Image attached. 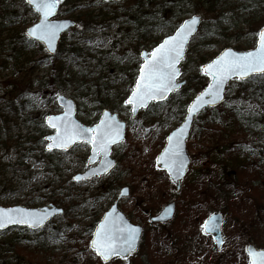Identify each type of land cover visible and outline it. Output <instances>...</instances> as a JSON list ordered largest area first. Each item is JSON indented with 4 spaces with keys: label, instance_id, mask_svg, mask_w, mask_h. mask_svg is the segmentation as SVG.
Returning <instances> with one entry per match:
<instances>
[{
    "label": "rangeland",
    "instance_id": "374dc122",
    "mask_svg": "<svg viewBox=\"0 0 264 264\" xmlns=\"http://www.w3.org/2000/svg\"><path fill=\"white\" fill-rule=\"evenodd\" d=\"M61 2L57 20L76 22V17L86 12L100 14L102 19L99 18L92 34H81L75 28L63 35L67 44L77 43L90 50L78 63L66 60L63 74L73 76V82L64 90L55 91L46 83L56 56L47 57L37 43L18 50L26 29L38 22L37 14L24 0H0V96L11 92V86L6 88L10 81L21 89L16 96L22 95L16 101L29 102L28 109L18 116L9 148L0 145V163L4 168L0 174V207L41 209L53 205L64 211L38 231L26 227L1 231L0 264H103L89 250V242L123 187L129 189V196L118 203V210L133 225L143 227L144 234L135 255L108 264H144L148 260L152 264H248L246 245L264 249V180H259L263 182L261 186L255 185L250 170L243 168L241 189L234 190L232 173L236 164L246 165V158L252 153L249 162L260 156L264 159V100L236 97L237 84L231 81L225 108L235 107L249 121L255 120L244 128L234 126L219 111H205L196 117L186 143L190 165L179 191L165 172L156 169L155 158L167 136L182 123L187 105L201 90L198 88L208 84L209 78L201 75V67L225 48L236 52L254 49L258 32L264 26L262 20L258 18L250 30L239 28L240 34L215 38L203 47L198 46V32L180 64L179 81L184 86L163 102H152L132 118L131 107L125 101L142 63L139 53H149L177 27L153 30L140 44L136 57L134 47L138 38L129 31L127 0L117 4L102 0ZM198 15L202 18V14ZM58 96L74 101L75 117L85 127L96 125L103 110L116 114L125 123L124 141L110 153L116 165L107 175L88 181L73 180L90 168V148L84 143L36 161L42 149L39 145V149L26 156L25 167L17 166L18 158L33 147L31 139L38 132L45 137L53 134L47 128L44 130L41 123L62 113L56 103ZM22 122H26L25 127L20 126ZM230 144L235 149L232 155L220 154L222 147ZM241 168L238 171L242 172ZM219 184H225L230 193L218 192ZM171 202L176 207L174 219L165 225L149 224V218ZM213 212L223 217L224 245L220 250L202 234V224Z\"/></svg>",
    "mask_w": 264,
    "mask_h": 264
},
{
    "label": "snow or ice",
    "instance_id": "6c2138e0",
    "mask_svg": "<svg viewBox=\"0 0 264 264\" xmlns=\"http://www.w3.org/2000/svg\"><path fill=\"white\" fill-rule=\"evenodd\" d=\"M41 15L40 23L29 29L27 36L47 41L49 49L53 46L57 34L66 27V24H55L49 21L60 0H27ZM199 23V18L193 16L189 21L180 25L174 36H170L163 41L151 53L145 55V63L141 66L139 77L131 96L125 102L133 105L132 111H136V106L147 107L149 99L162 100L167 93L178 87L175 82L179 75L176 64L179 63L187 43L188 37L195 31V25ZM202 71L212 77V81L207 88L196 96L191 105L188 106V116L184 125L168 137L169 147L158 157V162H163L170 173H176L177 179L182 173L185 163L182 151V137L191 120L192 115L198 112L205 105L215 104L223 99L222 93L224 85L230 76L238 79H245L253 74L264 75V29L258 33L257 47L254 51L246 53H234L225 51L211 64L204 66ZM62 100V98H60ZM71 109V102H68ZM108 117V113L104 114ZM67 113H65V117ZM65 117H48L49 124L57 129V134L47 139L53 143L48 145L49 150L53 147L64 148L77 139L84 140L92 145L93 157L98 154L107 156L109 145L116 142L120 135V125L114 118L102 120L94 128H82L74 122H69ZM58 121V123H53ZM95 134V135H92ZM89 161H92V158ZM111 166V162L104 161V171ZM95 174V172H94ZM75 179H80L75 177ZM126 191V190H125ZM44 216L37 213L27 212L24 209H0V229L9 224H26L29 227H36L42 223ZM215 225L206 228L205 232L215 231ZM139 229L121 223L117 226L115 222L105 218L100 228L97 229L96 239L92 240L93 250L107 259L111 255L122 256L130 254L134 248ZM250 257V264H264V251L257 252L254 249H247Z\"/></svg>",
    "mask_w": 264,
    "mask_h": 264
},
{
    "label": "trees",
    "instance_id": "16d2710c",
    "mask_svg": "<svg viewBox=\"0 0 264 264\" xmlns=\"http://www.w3.org/2000/svg\"><path fill=\"white\" fill-rule=\"evenodd\" d=\"M63 2H61V4H63ZM121 2L124 3L125 0ZM112 3L117 4L120 2ZM128 5L129 8H126L125 10L127 11L126 19L127 24L129 25V31L133 32V34L138 38V41L136 42L137 44L134 47V54L136 57L140 44L147 40L149 34L153 30L168 28L171 26L178 27L182 22L181 19L189 14H202L203 21L198 29L201 37L198 46L202 47L208 45L215 38L225 39L228 36L227 34H240L241 30L239 28H246L249 30L252 29L258 18L262 20V23H264V11H261L262 8H264V0H127L126 6ZM157 7L161 8L160 11L156 10ZM258 7L260 9L257 11ZM99 18L102 19L100 14L96 15V13L93 12L83 13L76 17V28L80 30L81 34H92L95 32V29L99 24ZM101 26L106 25L103 24ZM106 28L108 27L106 26ZM28 44H31V42L23 38L18 50L22 51ZM89 50L90 48L79 46L77 43L67 44L64 37H62L57 54L55 55L56 62L50 66L49 78L47 77L48 83L46 84H49L55 91H62L68 85L72 84L73 76L69 77V74L68 76L63 74V72H65L66 60H74L73 62L78 63V61H81V59L87 55V51ZM62 56H65L66 59L65 57L63 59ZM11 58L14 59L15 56ZM57 59L59 62H57ZM201 62V64H204L203 59ZM7 83L8 85L6 88L11 86V92L7 95L3 94L0 96V145L4 146L6 149L9 148L10 140L12 141L11 136L14 134L16 127H18V116L20 113L25 112L29 105V102L24 101L23 99L17 102L15 98L22 95L20 94L19 96H16L19 91L21 92V89H18L10 81ZM236 84V97H257L264 100V76L252 77L248 81L236 82ZM198 87L199 86L196 88ZM202 88L203 87H200L198 89L200 90ZM228 100V95H226L225 103ZM225 103L216 109H208L206 111H219L225 113L227 116L226 119L237 127L242 126L246 128L245 126H249L252 121L255 120L253 117L254 119L249 121L240 113V110L235 107L226 109ZM20 124V126H26V122H22ZM41 125L45 130L46 125L44 124V121H42ZM31 140L34 141L33 147H31V149L27 152V155H25L26 153H23V155L18 158V167H25L24 161L26 156L31 155L34 149H39V145L42 149L38 158L35 157L36 161L49 159L50 155L54 153L47 152L45 150L46 142L43 132H38ZM222 149L223 150L220 151V154H227L229 156H231L232 152L235 150L233 149L232 144L224 146ZM240 152H242V150H240ZM252 154L246 158V165L243 164L241 166L240 164H236L237 167L232 173L233 178L235 177L233 184L234 190L241 189L239 184L243 179V174L245 172L244 169L250 170L251 175L256 179L254 180L255 185L259 184L261 186L263 183L262 181L259 182V180H264V159L260 156V158L256 161L253 160L249 162ZM234 159L236 160V157H234L233 160ZM2 167L3 165L0 163V174L2 173L1 170H4ZM53 167L56 168L57 166ZM239 168H241L242 172L238 171ZM205 172H208V170ZM227 190L228 189L225 184H219V187H217L218 192L222 191L224 193H230ZM34 203H39V201ZM144 264L152 263L148 260Z\"/></svg>",
    "mask_w": 264,
    "mask_h": 264
},
{
    "label": "water",
    "instance_id": "95a60500",
    "mask_svg": "<svg viewBox=\"0 0 264 264\" xmlns=\"http://www.w3.org/2000/svg\"><path fill=\"white\" fill-rule=\"evenodd\" d=\"M26 4H28L31 9L37 14L38 16V22L35 24H39L40 23V20H41V15L40 13H38L36 11V9L30 5L27 0H24ZM105 2H108V1H119V0H103ZM57 14H58V4L56 6V9L54 11V13L49 16V21L51 23H55V24H66L67 26L62 28L60 30V32L57 34L55 40L53 41V46L51 49H49V46H48V43L47 41H44V40H40L38 38H30L27 36V32L29 29L33 28L35 25L29 27L26 32H25V36L28 40L34 42V43H39L43 46V49L45 50V52L47 53V55L49 56H53L56 54V51H57V48H58V44L60 42V38L61 36L64 34V33H67L70 29H73L75 27V23L74 21H71V20H56L55 18L57 17ZM195 17H198L199 18V23L195 25V31L192 32V34L188 37V40H187V43L184 47V51H183V55L181 57V59L179 60V63L176 64V68L179 70V75L176 77V80L175 82L177 83L178 79L180 78L181 76V72H180V63L182 62V60L184 59V56H185V52L187 50V46L191 40V38L197 33V30L200 26V23L202 21L201 17L199 15H193ZM192 16V17H193ZM192 17L184 20L182 24H184L185 21H189ZM180 27V26H179ZM178 27V28H179ZM177 28V29H178ZM264 29V27L262 28ZM177 31V30H176ZM176 31L173 33V35L171 36H174ZM170 37V36H169ZM168 37L164 38L162 40L161 43H163V41L165 39H167ZM257 39H258V36H257ZM161 43H159L155 48H157ZM256 47H257V42H256ZM256 47L253 49V50H249V51H246V52H250V51H254L256 49ZM154 48V49H155ZM153 49V50H154ZM152 50V51H153ZM230 50L231 52H234V53H246V52H236L234 49L232 48H226L224 50H222L214 60H216L218 57H220L225 51H228ZM152 51L148 54L147 52L143 51L140 53V58L142 59V64L140 65V68L142 65H144L145 63V55L144 54H148V59H151V53ZM212 61V62H213ZM212 62L206 64V65H209L211 64ZM204 65V66H206ZM204 66H202V69L204 68ZM140 68H139V71H140ZM139 71H138V77H139ZM202 74L206 77H209L210 78V81L209 83L212 81V77L205 74L204 71H202ZM253 76H261L259 74H253L252 76L248 77V78H245V79H238L237 77L235 76H230L225 85H224V91L222 93V96H223V99H220L218 100L215 104H210V105H205L204 107H202L198 112H195L192 117H191V120L190 122L188 123L187 127H186V130H185V135L182 137V144H181V147H182V151H183V158H184V163H185V166H184V169L182 171V173L179 175V178L177 179V175L176 173H170L168 171V168L165 167L164 163L163 162H158V157L161 156V154L164 152L165 148L169 147V140H168V137L171 136L174 132H176L178 129H180L183 125H184V122H185V119L187 118L188 116V106L192 104V102L195 100L196 96L199 95L202 91H204L207 86L202 89L194 98L193 100L188 104V106L186 107V112H185V117L182 121V123L180 124L179 127H177L176 129H174L168 136L167 138L165 139V144H164V147L163 149L161 150V152L157 155L156 159H155V166L158 170L160 171H164L167 175H168V178L169 180L171 181V183L175 186V189L176 190H179L180 188V185H181V182L183 180V178L185 177L186 175V172L188 170V167L190 165V158L187 154V150H186V142L188 141L189 137H190V134H191V130H192V126H193V123H194V120L197 116H199L200 114H202L206 109H213V108H217L218 106H220L224 101H225V93H226V88H227V85L230 81L232 80H237V81H246L248 80L249 78L253 77ZM137 77V79H138ZM136 79V81H137ZM136 81H135V85H136ZM178 84V87L176 89H174L173 91L167 93L166 97L162 100H156V99H149L147 101V107L149 106V104L151 102H154V103H158V102H163L165 99H167L169 97V95H171L172 93L174 92H177L183 85H184V82H180V83H177ZM135 85L133 87V89L135 88ZM132 94V92H131ZM131 94L129 96H131ZM62 98V100L60 99ZM129 98V97H128ZM127 98V100H128ZM126 100V101H127ZM68 102H71V109L68 108ZM56 103H57V106L62 110V113L59 114V115H56V116H49V117H65V113H67V116L65 117L70 123L71 122H74L75 124L81 126L82 128H94L96 125L100 124L102 120H106V119H109V118H114L115 122L118 123L120 125V135L116 138V142L115 143H111L109 145V150H108V153H107V156L105 157L103 154H98L97 156L93 157V152H92V145L90 143H87L85 142L84 140H81V139H77L75 140L74 142L70 143L66 149L64 148H57V147H53L51 150H49L48 148V145L49 144H52L53 141L52 140H49L47 139L48 137H52V136H55L57 134V129L52 127L49 122H48V117L45 119V123H46V126L48 127V129L54 131L53 134L49 135L46 137V141H48V144L46 145V151H68L70 150L75 144L77 143H85V144H88L90 146V152H89V157L87 159V166H89L90 168L84 173V174H80V175H77L76 177H79L80 179H75V177L73 178L74 181L76 182H81V181H86V180H90L94 177H100L102 175H106L108 174L115 166V161H113L112 159H110V152H111V149L113 146L115 145H118L120 143H122L124 141V133H125V123L124 122H120L118 120V117L117 115L115 114H111L109 111L107 110H104L101 114V117L98 121V123L92 127H85L83 126L80 122L77 121L75 115H76V106H75V103L72 101V100H69V99H66L65 97H62V96H58L57 97V100H56ZM128 106L131 107V116L132 118L135 117V115L142 109H146L147 107H144V106H136V111L133 112L132 111V108H133V105L131 104H126ZM105 113H108V117L106 118L105 117ZM53 123H58V121H53ZM92 135H95V134H92ZM90 157H93L92 158V161L90 162L89 161V158ZM99 160V162H98ZM107 160V161H110L111 162V166L107 168L106 171H104V161ZM98 162V164L95 166V167H92L94 166L96 163ZM95 172V174H94ZM126 190V191H125ZM129 196V189L126 188V187H123L120 189L118 195H117V198L116 200L114 201V203L112 204V206L110 207V209L104 213V215L102 216V218L100 219V222L98 223V225L96 226L95 230L93 231V234H92V238L90 240V243H89V249L94 252L95 256L100 259V261L104 264H107L108 262H110L111 260L115 259V258H118V259H125L127 258L128 256L130 255H133L134 253H136V251L138 250V247H139V243H140V240L142 238V235H143V232H144V229L141 227V226H136V225H133L130 223V221L124 216V214H122L119 210H118V202L122 199V198H126ZM0 209H24L25 211L27 212H32V213H37L41 216H44V219L42 221V223L36 227H29L28 225L26 224H9L7 225L5 228L3 229H0V231H4L8 228H11V227H27L28 229L32 230V231H37V230H40L42 229L48 222H50L54 217L56 216H60L63 214V210L61 208H57V207H54L53 205H48L46 207H43L41 209H27V208H24V207H21V206H16V207H11V208H1ZM175 215V204L174 203H169L168 205H166L165 207L162 208V210L156 215V216H153L149 219V222L153 225L155 224H166V223H169L173 217ZM108 218V221L109 223L111 224V222H115V224L117 226H120L121 223L123 224H126V225H131L132 227H135V228H138L140 231L138 233V236H137V239H136V243H135V248L134 250L130 253V254H125V255H122V256H116V255H111L109 256L107 259H104L103 257H101L100 255H98L92 248V240L93 239H96V232H97V229L100 228L101 224L103 222H105V218ZM213 225H215V228L216 230L215 231H208L207 233L205 232V229L206 228H211ZM222 225H223V217L220 213H217V212H214L212 214H210L203 222L202 224V233L206 236V237H209L212 242L214 243L215 245V248L217 250H220L222 248V246L224 245V239H223V236H222ZM247 249H254L255 251L257 252H260V251H264V249H257L255 248L253 245H246L245 247V253H246V256L248 258V262L250 264V260L252 259L249 255V252L247 251Z\"/></svg>",
    "mask_w": 264,
    "mask_h": 264
}]
</instances>
